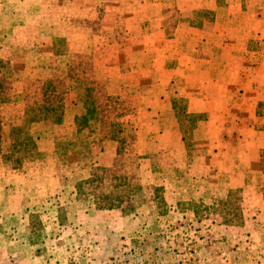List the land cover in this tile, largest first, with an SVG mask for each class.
<instances>
[{
  "label": "crops",
  "instance_id": "0c3cea01",
  "mask_svg": "<svg viewBox=\"0 0 264 264\" xmlns=\"http://www.w3.org/2000/svg\"><path fill=\"white\" fill-rule=\"evenodd\" d=\"M58 1L0 0V51L4 46L23 48L25 54L41 60L46 48L55 54L56 27L65 14L70 22L79 11L89 18L86 12L93 10V17L97 9L105 31L113 28L109 17L126 21L122 39L111 43L94 34L88 42L87 27L69 25L66 53L92 55L109 94L120 95L127 86L145 88L131 114L137 125L135 149L138 155H158L161 169L140 162L141 183L150 185L159 179L172 194L169 204L225 197L228 190L241 189L240 226L197 223V232L206 237H197L187 249H171L174 253L166 255L164 264H264V198L259 193L264 187V0H67L66 12H60ZM166 7L177 14L169 37L162 29ZM199 11L207 13L210 20H187L191 12ZM129 44L132 57L122 68L112 51L126 52ZM39 68L49 74V66ZM175 88L181 90L188 113L207 118L193 130L192 150L174 122L168 90ZM64 119L60 128H70L69 117ZM51 130L37 140L47 156L55 151ZM92 144L89 164L111 166L117 143L103 140L95 147ZM90 167L83 164L78 168L79 179L89 175ZM31 179L35 177L0 166V257L7 261L11 248L18 245L8 236L14 232L11 219L21 216L27 199L37 197L24 189ZM61 197L76 205L73 187ZM171 208L170 213L182 223L184 216ZM73 213L74 230L85 234L82 245L110 248L117 256L140 232L153 228L150 222H140L146 216L142 208L130 217L118 210L98 211L91 217L88 209L76 206ZM112 218L116 223L109 222ZM89 225L94 230L86 234ZM142 259L155 263V255Z\"/></svg>",
  "mask_w": 264,
  "mask_h": 264
},
{
  "label": "rangeland",
  "instance_id": "374dc122",
  "mask_svg": "<svg viewBox=\"0 0 264 264\" xmlns=\"http://www.w3.org/2000/svg\"><path fill=\"white\" fill-rule=\"evenodd\" d=\"M58 3L60 12H66L67 0H59ZM171 11V7L163 9L162 29L167 37L171 36L177 20V14ZM92 12L93 10L89 13L86 12L89 14V18H84V12L79 11L75 13V17L70 22L66 14L62 17L60 25L56 27L53 40L54 56L47 48L44 50L45 55L42 60L36 59L35 55L25 54L23 48L4 46L0 51V59L9 64L14 94V102L3 109L5 119L16 122L17 118L22 116L23 92L26 86L29 90V86H38L41 83L54 80L58 88L61 91L64 90V116L67 115L70 121V128H60L65 120L64 117L59 125L47 123L31 126V131L38 138L46 130L52 129L51 133L55 137L54 155L47 156L38 147L40 156L16 170L0 159V166H7L9 171L30 174L35 177L26 184L24 189L28 191L29 195L37 196L27 199L23 204L24 212L21 213V216L18 215L17 218L11 219L15 226H11L10 230L14 232H9L8 236L15 238L18 245L11 248L9 261L0 257V264H108L109 261H114L115 264H149L148 260L142 259L149 255H155L154 264H164L168 259L166 255L174 253L171 249H175L174 251L187 249L197 237H206L203 232H197V223L209 224L212 222L225 226H240L243 223V205L239 200L241 197L239 188L228 190L225 197H214L208 200L203 198L178 200L169 204L172 194L164 189L163 183L159 179L150 185L141 183L137 171L140 162H146L156 171L161 169V160L158 155H138L135 149L137 125L131 119V114L137 107L136 99L141 96L140 94L143 95L145 88L127 86L120 95L109 94L105 78L101 75L102 72L95 69V59L92 55L66 53L67 27L69 25L87 27L89 34L86 39L88 42L91 41L93 34L95 37L101 35L102 40L107 43L120 41L124 36L126 21H113L109 17L108 24L113 28L105 31L100 22L101 12L96 9L95 15L91 17ZM187 20L194 23L195 20H210V17L201 11L191 12ZM84 36L85 34L82 33V37ZM128 47L126 52L120 51L116 54L113 53L115 50L112 48L113 59L117 57L116 63H119L122 68H126L132 57L130 44ZM108 53L110 52L108 51ZM105 63L108 65L107 60ZM45 65L50 68L48 75L43 69H37L39 66ZM97 66L100 67V63ZM30 67L33 70L22 69ZM168 91L172 99L175 125L181 135L186 138L192 150L193 130L199 121L207 118L201 113L187 112V102L180 95L181 90L175 88ZM89 100L93 101V111L90 113L87 112ZM87 116L91 117L85 118ZM111 131L123 139L117 141L109 138ZM103 140L117 143L112 165L100 166L95 163L90 165L91 143H94L92 147H95ZM83 164H85V168L91 166L89 175L84 179H79L81 175L78 168L83 167ZM97 167H112L116 169L115 174L122 172L126 176L137 178V182L141 186V193L135 194V203L132 206H129L127 202L121 206L124 208V212L119 208H97V205L92 203L90 196L87 195L93 191V185L85 183V181L90 178L93 169ZM261 167L264 172L262 159ZM71 187H73L76 205L68 202L67 198L61 197ZM259 193L264 198V187L259 188ZM75 206L79 210L88 209L91 217L98 211L106 210H118L123 216L130 217L138 208H142L146 216L140 222H150L153 228L149 229L150 231L147 228L140 232L139 237L130 240L119 256L115 252H111L110 248L85 247L82 245L85 234L82 230H74L73 227ZM172 206L178 214L184 216L182 223L177 220V216L170 213ZM130 207H134V209H129ZM109 222L116 223V219L112 218ZM89 227V232L87 231L86 234H90L94 230L91 225ZM84 256L90 259L86 260ZM186 263L188 264V261Z\"/></svg>",
  "mask_w": 264,
  "mask_h": 264
},
{
  "label": "trees",
  "instance_id": "16d2710c",
  "mask_svg": "<svg viewBox=\"0 0 264 264\" xmlns=\"http://www.w3.org/2000/svg\"><path fill=\"white\" fill-rule=\"evenodd\" d=\"M9 64L0 59V159L9 164L13 170L20 169L33 162L39 156L38 136L31 131V126L37 124L59 125L64 117V90H60L50 80L33 86H26L23 95L24 109L22 116L16 122L7 121L3 109L14 102L13 85L10 77ZM35 87V88H34ZM93 111V101L89 100L87 112ZM87 116L85 118H90ZM79 119V118H76ZM106 136V135H105ZM121 141L123 138L111 131L108 136ZM69 144V143H68ZM118 154V149H117ZM262 151L261 159H263ZM114 168H94L90 178L85 183L93 185L90 194L92 203L97 208L112 209L121 207L125 202L132 206L135 194H140L141 186L134 176H126L122 172L115 174ZM78 190V188H77ZM241 202V197H239ZM129 209H134L130 207Z\"/></svg>",
  "mask_w": 264,
  "mask_h": 264
}]
</instances>
